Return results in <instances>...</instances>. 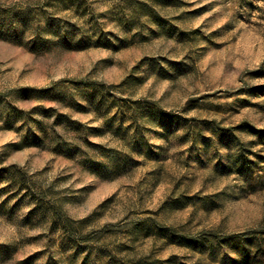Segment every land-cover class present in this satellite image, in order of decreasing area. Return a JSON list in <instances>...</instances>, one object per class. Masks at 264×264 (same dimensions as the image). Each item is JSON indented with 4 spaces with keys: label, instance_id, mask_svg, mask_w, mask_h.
<instances>
[{
    "label": "rangeland",
    "instance_id": "1",
    "mask_svg": "<svg viewBox=\"0 0 264 264\" xmlns=\"http://www.w3.org/2000/svg\"><path fill=\"white\" fill-rule=\"evenodd\" d=\"M0 264H264V0H0Z\"/></svg>",
    "mask_w": 264,
    "mask_h": 264
},
{
    "label": "trees",
    "instance_id": "2",
    "mask_svg": "<svg viewBox=\"0 0 264 264\" xmlns=\"http://www.w3.org/2000/svg\"><path fill=\"white\" fill-rule=\"evenodd\" d=\"M238 236V235H237Z\"/></svg>",
    "mask_w": 264,
    "mask_h": 264
}]
</instances>
